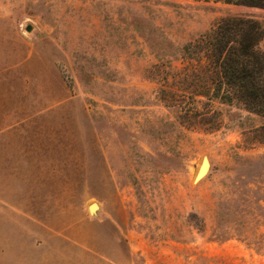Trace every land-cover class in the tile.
<instances>
[{
	"label": "rangeland",
	"instance_id": "obj_1",
	"mask_svg": "<svg viewBox=\"0 0 264 264\" xmlns=\"http://www.w3.org/2000/svg\"><path fill=\"white\" fill-rule=\"evenodd\" d=\"M228 16L264 52L261 7L0 0V264H95L100 219L105 264H264V118L183 80Z\"/></svg>",
	"mask_w": 264,
	"mask_h": 264
},
{
	"label": "trees",
	"instance_id": "obj_2",
	"mask_svg": "<svg viewBox=\"0 0 264 264\" xmlns=\"http://www.w3.org/2000/svg\"><path fill=\"white\" fill-rule=\"evenodd\" d=\"M206 1L264 8V0ZM262 36L252 18L228 16L195 43L186 44L184 54L191 53L188 58L194 63L183 80L192 88V98L214 95L223 102L236 101L264 118V52L258 48Z\"/></svg>",
	"mask_w": 264,
	"mask_h": 264
},
{
	"label": "crops",
	"instance_id": "obj_3",
	"mask_svg": "<svg viewBox=\"0 0 264 264\" xmlns=\"http://www.w3.org/2000/svg\"><path fill=\"white\" fill-rule=\"evenodd\" d=\"M99 205V204H98ZM100 209V205H99ZM98 221V230L95 228L94 230L89 229L90 232L88 234L87 232V227L86 225L79 226V245L82 248V250L87 253L88 255L93 256L95 259V264H105L107 261L108 257L114 258L118 254V249L117 246L115 247V243L111 241V245L103 243V234H104V229H103V220H97ZM86 235L83 237V234ZM92 232V233H91ZM94 232V233H93ZM103 259H106L103 260ZM117 261V260H116ZM116 261H113L114 264H118ZM108 262V261H107ZM120 264V263H119Z\"/></svg>",
	"mask_w": 264,
	"mask_h": 264
},
{
	"label": "water",
	"instance_id": "obj_4",
	"mask_svg": "<svg viewBox=\"0 0 264 264\" xmlns=\"http://www.w3.org/2000/svg\"><path fill=\"white\" fill-rule=\"evenodd\" d=\"M32 27L28 26L27 30L31 31ZM210 161L208 160L207 156L203 157L202 163L200 164V167L196 173L195 181L201 180L204 176H206L210 170ZM89 212L93 215H95L99 209V205L97 202H92L89 205Z\"/></svg>",
	"mask_w": 264,
	"mask_h": 264
},
{
	"label": "bare ground",
	"instance_id": "obj_5",
	"mask_svg": "<svg viewBox=\"0 0 264 264\" xmlns=\"http://www.w3.org/2000/svg\"><path fill=\"white\" fill-rule=\"evenodd\" d=\"M201 163H202V162H201ZM201 163H200V164H201ZM199 167H200V166H199ZM198 169H199V168H198ZM197 171H198V170H197ZM196 173H197V172H196ZM195 175H196V174H195Z\"/></svg>",
	"mask_w": 264,
	"mask_h": 264
}]
</instances>
